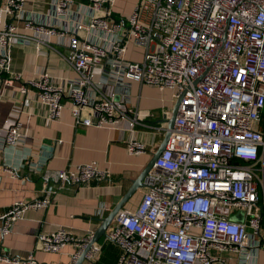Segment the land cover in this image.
Returning <instances> with one entry per match:
<instances>
[{"label": "built area", "instance_id": "2783aa9c", "mask_svg": "<svg viewBox=\"0 0 264 264\" xmlns=\"http://www.w3.org/2000/svg\"><path fill=\"white\" fill-rule=\"evenodd\" d=\"M52 3V23L26 15V0L0 3V79L6 86L20 83L30 101L48 105L51 120L61 117L68 99L77 125L128 131L125 145L133 155L150 151L137 132L139 126L149 127L144 120L153 115L130 107L133 83L170 89L172 100L180 102L138 206L118 211L103 244L92 243L93 231L78 236L58 228L39 234V247L60 252L72 245L71 261L61 264H75L88 246L82 264H96L105 242L121 249L117 264H259L264 249V0H137L126 19L115 17L116 0ZM40 35L55 36L57 43L68 38L63 58L75 78H56L44 70L24 81L12 70L9 46L30 44ZM45 42L37 41L39 47L51 46ZM131 45L141 51L139 60L127 56ZM6 91L0 88V100ZM170 116L165 110L164 118ZM22 141L16 118L2 144L17 147ZM31 166L38 172L44 164ZM5 169L16 175L12 167ZM43 180L38 196L14 202L0 216L2 233L28 211L49 206L58 189L112 183L111 173L96 162L45 168ZM20 263L41 264L32 254Z\"/></svg>", "mask_w": 264, "mask_h": 264}, {"label": "crops", "instance_id": "0c3cea01", "mask_svg": "<svg viewBox=\"0 0 264 264\" xmlns=\"http://www.w3.org/2000/svg\"><path fill=\"white\" fill-rule=\"evenodd\" d=\"M52 2L26 0V15L37 14L47 23H52L55 20ZM136 2L116 0L115 17L126 19ZM22 28L20 24L19 30ZM25 32L31 37L35 35L31 31ZM34 39L36 41L30 44L12 43L9 46L12 70L21 73L24 81L35 78L44 70L56 78L77 76L73 67L63 58L67 54V37L59 40V43L55 36L40 35V38ZM45 40L51 46L39 47L37 41L45 44ZM20 85L14 83L6 86L0 79V88L4 91L7 89L0 100V216L14 202L32 200L40 194L44 187L45 168L73 169L79 164L96 162L101 169L111 173L112 183L67 185L51 195L49 206L28 211L7 233L0 230V254L5 258L0 260V264H17L14 260L21 264L31 254L41 264L69 263L74 252L72 245H67L60 252L44 251L39 247L38 235L54 232L58 228H65L78 236L89 231L95 233L102 218L119 202L161 144L165 134V122L162 119L164 111L173 108V92L133 83L130 107L153 114L144 120L149 127L139 126L137 132L138 138L150 146V151L133 155L128 153L125 145L130 137L128 131L77 125L69 109L68 99L64 100L66 108L61 117L51 120L48 117V105L38 100L30 101L21 92ZM16 118L21 123L22 144L17 147L2 144L7 126ZM35 163H43L44 167L37 172L31 166ZM7 166L17 171L16 175L7 171ZM144 190L139 189L124 208L136 209ZM101 238L98 242L103 244L104 236ZM120 253L121 249L116 244L105 242L96 264H117ZM259 264H264V249L260 253Z\"/></svg>", "mask_w": 264, "mask_h": 264}, {"label": "water", "instance_id": "95a60500", "mask_svg": "<svg viewBox=\"0 0 264 264\" xmlns=\"http://www.w3.org/2000/svg\"><path fill=\"white\" fill-rule=\"evenodd\" d=\"M179 102H180V100H177L174 103L173 108L171 110V116L167 119L166 118L162 119L163 121L167 122V129L165 130L164 138H163L161 144L159 145L157 150L155 152H153L149 162L143 168V170L141 171L139 176L132 181L131 186L126 191V193L121 197L119 202L113 207V209L109 212V214L106 217L102 218L101 224L99 225V227L97 228V230L94 233L92 243L98 242L100 240V238L105 235L107 228L112 224V221H113L114 217L116 216V214L118 213V211L125 207L126 203L137 193V191L139 189L145 188V186H146V184H145L146 175L148 174L149 170L153 167L155 161L157 160V158L159 157V155L164 150V148L167 144V141H168V138L170 135V129L173 127L176 116L178 115ZM89 247L90 246H88L84 250V252L81 254L79 259L75 262V264H82L83 263L84 258H85V253Z\"/></svg>", "mask_w": 264, "mask_h": 264}, {"label": "rangeland", "instance_id": "374dc122", "mask_svg": "<svg viewBox=\"0 0 264 264\" xmlns=\"http://www.w3.org/2000/svg\"><path fill=\"white\" fill-rule=\"evenodd\" d=\"M140 54H141V51L135 47H133L132 45L129 47L128 49V53H127V56H130L131 58H135V59H139L140 58ZM118 98V96H117Z\"/></svg>", "mask_w": 264, "mask_h": 264}, {"label": "trees", "instance_id": "16d2710c", "mask_svg": "<svg viewBox=\"0 0 264 264\" xmlns=\"http://www.w3.org/2000/svg\"><path fill=\"white\" fill-rule=\"evenodd\" d=\"M101 239H102V238H101ZM101 239H100V240H101ZM103 240H104V238H103Z\"/></svg>", "mask_w": 264, "mask_h": 264}]
</instances>
